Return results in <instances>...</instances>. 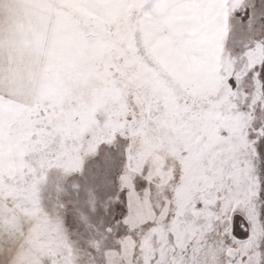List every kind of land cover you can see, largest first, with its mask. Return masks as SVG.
Here are the masks:
<instances>
[{"label": "snow or ice", "instance_id": "1", "mask_svg": "<svg viewBox=\"0 0 264 264\" xmlns=\"http://www.w3.org/2000/svg\"><path fill=\"white\" fill-rule=\"evenodd\" d=\"M0 264H264V0H0Z\"/></svg>", "mask_w": 264, "mask_h": 264}]
</instances>
